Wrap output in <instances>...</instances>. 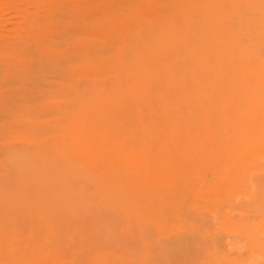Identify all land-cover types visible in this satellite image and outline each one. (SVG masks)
I'll return each mask as SVG.
<instances>
[{
	"label": "bare ground",
	"instance_id": "obj_1",
	"mask_svg": "<svg viewBox=\"0 0 264 264\" xmlns=\"http://www.w3.org/2000/svg\"><path fill=\"white\" fill-rule=\"evenodd\" d=\"M0 264H264V0H0Z\"/></svg>",
	"mask_w": 264,
	"mask_h": 264
}]
</instances>
